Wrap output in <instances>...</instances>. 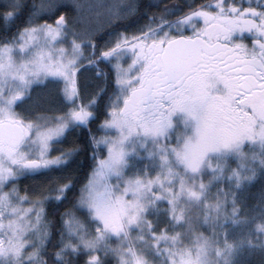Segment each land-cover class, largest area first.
I'll return each mask as SVG.
<instances>
[{"label": "snow or ice", "instance_id": "obj_1", "mask_svg": "<svg viewBox=\"0 0 264 264\" xmlns=\"http://www.w3.org/2000/svg\"><path fill=\"white\" fill-rule=\"evenodd\" d=\"M254 256L264 0H0V264Z\"/></svg>", "mask_w": 264, "mask_h": 264}, {"label": "trees", "instance_id": "obj_2", "mask_svg": "<svg viewBox=\"0 0 264 264\" xmlns=\"http://www.w3.org/2000/svg\"><path fill=\"white\" fill-rule=\"evenodd\" d=\"M169 2H170V0H169ZM22 184H27V181L22 182ZM251 260H252V264H259V257L258 256L252 257Z\"/></svg>", "mask_w": 264, "mask_h": 264}]
</instances>
